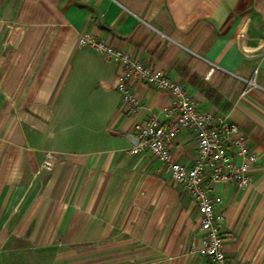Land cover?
I'll list each match as a JSON object with an SVG mask.
<instances>
[{"label": "crops", "instance_id": "0c3cea01", "mask_svg": "<svg viewBox=\"0 0 264 264\" xmlns=\"http://www.w3.org/2000/svg\"><path fill=\"white\" fill-rule=\"evenodd\" d=\"M85 30L246 134L251 184L215 189L229 264H264V0H0V264H213L194 201L158 159L129 151L133 120L163 119L169 92L131 79L141 109L127 115L118 65L77 45ZM169 147L193 161L191 131Z\"/></svg>", "mask_w": 264, "mask_h": 264}, {"label": "built area", "instance_id": "2783aa9c", "mask_svg": "<svg viewBox=\"0 0 264 264\" xmlns=\"http://www.w3.org/2000/svg\"><path fill=\"white\" fill-rule=\"evenodd\" d=\"M77 45L88 46L118 65L115 89L127 115L138 116L141 109L140 100L130 87L131 79H140L153 88L169 92L171 99L161 109L163 119L154 113L133 120L131 128L138 142L129 151L133 154L148 152L163 164L170 179L196 204L199 253L213 264H229L224 251L222 199L215 188L224 182H232L241 189L251 184L259 154L250 146L246 134L226 117L210 110H198L196 98L188 93L182 82L97 38L91 31L80 32ZM246 82L242 93L255 85L253 78ZM181 130L191 131L195 138V156L190 164L175 160L170 151L171 141ZM42 166L52 168L51 155L43 159Z\"/></svg>", "mask_w": 264, "mask_h": 264}, {"label": "rangeland", "instance_id": "374dc122", "mask_svg": "<svg viewBox=\"0 0 264 264\" xmlns=\"http://www.w3.org/2000/svg\"><path fill=\"white\" fill-rule=\"evenodd\" d=\"M169 179H170V177H169ZM170 181H171V183H172L173 185H178L177 183H175V182L172 181L171 179H170Z\"/></svg>", "mask_w": 264, "mask_h": 264}, {"label": "water", "instance_id": "95a60500", "mask_svg": "<svg viewBox=\"0 0 264 264\" xmlns=\"http://www.w3.org/2000/svg\"><path fill=\"white\" fill-rule=\"evenodd\" d=\"M133 135L135 136L136 143H137V142H138V138H137V136H136L135 134H133ZM136 143H135V144H136Z\"/></svg>", "mask_w": 264, "mask_h": 264}]
</instances>
